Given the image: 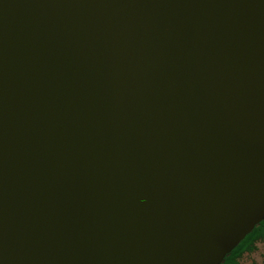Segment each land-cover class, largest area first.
<instances>
[{
    "label": "water",
    "instance_id": "water-1",
    "mask_svg": "<svg viewBox=\"0 0 264 264\" xmlns=\"http://www.w3.org/2000/svg\"><path fill=\"white\" fill-rule=\"evenodd\" d=\"M264 219V0H0V264H220Z\"/></svg>",
    "mask_w": 264,
    "mask_h": 264
},
{
    "label": "trees",
    "instance_id": "trees-1",
    "mask_svg": "<svg viewBox=\"0 0 264 264\" xmlns=\"http://www.w3.org/2000/svg\"><path fill=\"white\" fill-rule=\"evenodd\" d=\"M264 237V219L256 224L253 229L247 233L243 239L227 253L220 264H236V257L245 251H253L256 249V242L263 240L257 238Z\"/></svg>",
    "mask_w": 264,
    "mask_h": 264
},
{
    "label": "rangeland",
    "instance_id": "rangeland-1",
    "mask_svg": "<svg viewBox=\"0 0 264 264\" xmlns=\"http://www.w3.org/2000/svg\"><path fill=\"white\" fill-rule=\"evenodd\" d=\"M254 258H261L264 260V239L256 243V249L253 253L244 255V262L242 264H249V262H251L250 264H255Z\"/></svg>",
    "mask_w": 264,
    "mask_h": 264
},
{
    "label": "flooded vegetation",
    "instance_id": "flooded-vegetation-1",
    "mask_svg": "<svg viewBox=\"0 0 264 264\" xmlns=\"http://www.w3.org/2000/svg\"><path fill=\"white\" fill-rule=\"evenodd\" d=\"M257 239H264V237L263 238H257ZM253 251H245V252L241 253L239 256H237L236 257V264H242L244 262V259H243L244 255L245 254H251V253H253ZM250 263L251 262H249V264ZM254 263L255 264H264V260H262L261 258H259V259L258 258H254Z\"/></svg>",
    "mask_w": 264,
    "mask_h": 264
}]
</instances>
